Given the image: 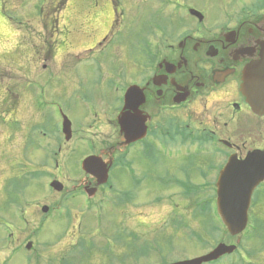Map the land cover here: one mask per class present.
<instances>
[{
	"label": "flooded vegetation",
	"instance_id": "obj_1",
	"mask_svg": "<svg viewBox=\"0 0 264 264\" xmlns=\"http://www.w3.org/2000/svg\"><path fill=\"white\" fill-rule=\"evenodd\" d=\"M69 1L41 9L44 32L40 45L28 44L22 95L14 79L0 78L8 139L15 143L22 99L18 140L40 161L38 178L63 186L40 203L35 225L56 218L73 225L82 205L98 211L97 198L109 205L110 194L123 219L136 204L160 209L164 229L200 226L207 214L218 225L219 190L233 188L253 154L264 171V116L243 90L245 69L264 53V0H73L74 15L66 13ZM74 53L79 62H66ZM89 158L95 167L88 173L82 165ZM69 163L73 177L64 175ZM103 172L107 183L99 185ZM170 199L181 202L173 207ZM260 213L264 179L249 210Z\"/></svg>",
	"mask_w": 264,
	"mask_h": 264
},
{
	"label": "rangeland",
	"instance_id": "obj_2",
	"mask_svg": "<svg viewBox=\"0 0 264 264\" xmlns=\"http://www.w3.org/2000/svg\"><path fill=\"white\" fill-rule=\"evenodd\" d=\"M52 1L0 0V78L14 79L17 86L25 82L24 66L31 51L28 44L31 40L32 46L41 44L39 33L44 32L40 23L41 9ZM199 1L192 0L193 3ZM68 5L66 13L76 14V2L70 0ZM73 30L70 27L69 32ZM77 56L74 53L65 61L75 64L79 62ZM126 59L134 61L135 53L128 50ZM16 91L22 95L23 87H16ZM50 95L62 105L69 102L64 93L52 91ZM20 106L24 111L22 99ZM82 106L83 102L79 109ZM22 110L17 114L20 128L13 135V145L0 119V264H173L207 254L221 242L237 245L238 251L220 264H264L263 213L253 216L256 231L250 229L242 237H231L219 229L210 214L198 220L200 226L191 225L177 231L164 229V221L156 214L160 209L154 211L156 209L148 205L128 206L126 219L129 220L124 224L126 219L114 208L118 203L110 194L107 195L109 205L103 200L104 195L97 198L101 208L98 211L89 212L82 205L79 217L72 220L74 226L65 218L52 219L43 227L36 226L41 215L40 203L50 195V189L46 178H34L33 175L41 171L40 161L33 156L34 152L29 157L21 145L23 141L18 140L24 126ZM35 153L40 154V151ZM74 168L73 164H67L64 175L73 177ZM113 185L116 190H123L119 183ZM142 200L145 204L148 201ZM178 202L181 200L170 199L167 205L175 207L174 203ZM179 206L184 205L179 203ZM27 222L29 225H24ZM7 237L12 240L9 242ZM29 242L33 247L27 252L25 246ZM77 242L79 248H75Z\"/></svg>",
	"mask_w": 264,
	"mask_h": 264
},
{
	"label": "water",
	"instance_id": "obj_3",
	"mask_svg": "<svg viewBox=\"0 0 264 264\" xmlns=\"http://www.w3.org/2000/svg\"><path fill=\"white\" fill-rule=\"evenodd\" d=\"M244 94L251 100L254 112L259 116H264V53L261 60L250 64L244 71L243 78ZM258 162L255 155L248 157L243 164L242 169L238 171V177L232 182V189H220L217 201L218 213L232 237L242 234L248 223V210L250 207L251 197L254 189L264 179V171L256 169ZM95 167L94 159H88L83 168L86 172H90ZM264 170V168H263ZM104 180L99 184L107 182L106 172L102 173ZM224 180V179H223ZM223 180L220 181L219 187L224 186ZM57 191L63 190L62 185L53 183L51 185ZM44 212H47L44 209ZM31 249V244L27 246ZM236 246H227L220 244L210 254L191 261L181 262L177 264H204L217 261L225 255H231L235 252Z\"/></svg>",
	"mask_w": 264,
	"mask_h": 264
}]
</instances>
